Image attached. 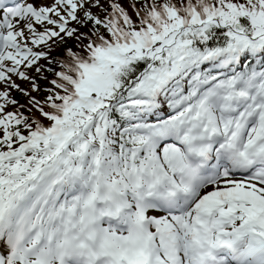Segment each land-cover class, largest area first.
I'll return each mask as SVG.
<instances>
[{"label": "snow or ice", "instance_id": "6c2138e0", "mask_svg": "<svg viewBox=\"0 0 264 264\" xmlns=\"http://www.w3.org/2000/svg\"><path fill=\"white\" fill-rule=\"evenodd\" d=\"M0 264H264V0H0Z\"/></svg>", "mask_w": 264, "mask_h": 264}]
</instances>
